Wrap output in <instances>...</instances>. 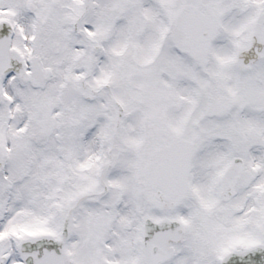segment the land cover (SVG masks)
I'll return each mask as SVG.
<instances>
[{
  "label": "snow or ice",
  "instance_id": "snow-or-ice-1",
  "mask_svg": "<svg viewBox=\"0 0 264 264\" xmlns=\"http://www.w3.org/2000/svg\"><path fill=\"white\" fill-rule=\"evenodd\" d=\"M0 264H264V0H0Z\"/></svg>",
  "mask_w": 264,
  "mask_h": 264
}]
</instances>
